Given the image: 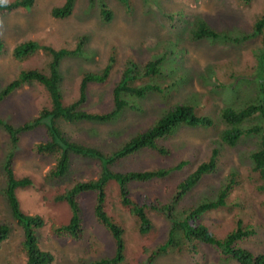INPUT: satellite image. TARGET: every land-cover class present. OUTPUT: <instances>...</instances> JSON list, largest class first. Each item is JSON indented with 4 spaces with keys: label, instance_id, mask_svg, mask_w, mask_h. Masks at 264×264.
Returning a JSON list of instances; mask_svg holds the SVG:
<instances>
[{
    "label": "rangeland",
    "instance_id": "1",
    "mask_svg": "<svg viewBox=\"0 0 264 264\" xmlns=\"http://www.w3.org/2000/svg\"><path fill=\"white\" fill-rule=\"evenodd\" d=\"M65 1L36 0L29 11L0 15V33L6 44L0 54V92L22 70L46 68L49 59L42 51L25 61L13 58V49L30 40L56 50H74L80 39H86L82 55L67 58L61 65V89L66 103L75 102L80 97V84L85 73L101 72L110 56L116 54L117 63L110 79L103 85L92 84L88 89V100L83 109L91 113L105 114L113 109V91L128 61L136 62L142 68L149 61L166 56L160 76L137 83L158 85L162 92L150 93L144 99L126 95L134 109L130 107L116 121L61 122V129L70 141L94 148L104 155H112L137 134L154 126L175 105L196 104L203 115L213 119V127L181 128L169 142L170 156L142 152L120 161L112 169L118 172L170 169L188 162L183 170L167 179L131 185L133 198L137 201L140 199L141 202L145 197L166 201L174 195L182 180L209 161L214 149H219L218 171L205 177L182 199L179 208L190 209L205 198L215 197L227 184L228 178L235 175L238 184L229 196L231 207L208 213L203 223L219 238L233 231L239 220L248 226L258 227L257 236L240 244L254 256L264 254V194L258 189L261 180L252 172L250 158L258 142L248 140L232 148L221 141V134L228 128L222 120L223 110L228 107L240 109L258 96L256 81L248 77L258 65L261 43L256 39L245 43L232 40L253 33L256 21L264 12V0H251L248 5L245 0H153L150 5L145 0H131L130 11L120 0H106L114 15L111 22L103 20L98 0L94 3L77 0L71 18L57 20L51 17V10ZM199 19L207 21L231 40H194L191 28ZM232 74L244 77L240 81H246L238 84L237 80L231 79ZM234 86L238 87V93L236 90L232 94L230 88ZM50 106V97L43 87L28 85L0 104V116L19 126L33 120L44 107ZM48 139L44 128L26 134L20 142L14 168L18 178L28 177L35 183L33 188L20 190L18 197L26 214L45 218L46 226L39 234L41 249L54 255L53 264H85L112 255L115 250L113 240L94 217L96 195L93 193L84 197V241H62L53 236V223L67 224L71 219L68 205L54 201L57 193L69 188L74 181L98 179L103 167L99 161L73 157L65 179L47 180L56 165V157L39 156L34 148ZM11 150L10 137L0 126V225L9 223L12 226L10 238L0 244V264H25L26 257L21 250L24 233L1 192L6 183L3 166ZM107 194L109 215L126 229L125 264H144L148 259L146 250L166 241L170 231L167 220L151 213L153 229L147 236H141L136 218L121 205L118 187L110 184ZM152 264L239 263L223 259L218 252L202 245L196 258L175 247Z\"/></svg>",
    "mask_w": 264,
    "mask_h": 264
},
{
    "label": "trees",
    "instance_id": "2",
    "mask_svg": "<svg viewBox=\"0 0 264 264\" xmlns=\"http://www.w3.org/2000/svg\"><path fill=\"white\" fill-rule=\"evenodd\" d=\"M92 3L96 0H91ZM100 2L101 16L105 22L113 20V12L105 3ZM130 11L131 0H120ZM153 0H145L150 5ZM77 0H66L61 6L54 7L50 15L57 20H67L74 14ZM251 0H245L249 4ZM36 0H0V15H7L20 10H31ZM191 36L197 41L215 42L218 40H231L227 35L217 32L207 21L196 20L191 28ZM253 39L259 40L261 48L258 56V65L255 71L248 77L256 82L258 96L250 100L240 109L234 107L225 108L222 112V120L227 129L221 134V141L229 147L235 148L248 140L258 142L257 149L252 152L250 158L253 164L252 172L261 180L259 191L264 194V12L256 21L251 35L236 38L232 41L245 43ZM86 39H80L74 50L62 48L59 50L50 46L41 45L36 41H26L17 45L12 56L19 61H25L43 52L49 59L46 68H31L22 70L0 92V104L13 96L25 86L39 85L43 87L51 100L50 107H44L39 115L31 121L19 126L13 125L9 120L0 116V126L4 128L11 140L12 150L4 163L5 185L2 195L7 201L13 218L17 221L24 233L22 253L26 257L25 264H53L54 255L44 251L40 247V231L46 226L45 218L41 215L26 214L21 209L18 192L23 189L35 187V183L28 177L18 178L15 174V158L20 151L22 138L37 129H46L48 140L36 145L34 152L39 156L56 157V165L48 174L50 181L65 179L70 171L73 157H81L99 161L102 164V173L98 179L90 181H74L69 188L58 192L54 198L56 203H66L71 211V219L67 224L51 226L53 236L62 241H75L81 243L85 238L86 213L84 197L93 193L96 195L94 205V217L111 236L114 243V253L85 264H125L127 257L126 229L107 211L108 186L114 184L119 189L121 205L136 218L138 233L147 236L153 229L151 213L163 216L170 227L169 234L164 243L154 249H147L148 259L144 264H152L158 257L169 252L171 248L179 247L184 253L197 257L201 252V246L206 245L219 253L223 259L234 260L239 264H264V254L254 256L250 251L241 247L242 242L257 236L260 230L255 226H248L239 220L236 228L225 237L219 238L203 223L204 217L213 211L230 208L229 196L238 184L235 175L228 178L227 184L222 187L213 198L203 199L197 206L190 209H180L179 204L185 196L195 189L205 177L218 171L219 149H214L209 161L202 163L195 171L182 180L171 198L162 201L160 198L149 200L147 197L140 202L133 198L131 185L147 184L154 181L167 179L177 171L183 170L188 162H183L170 169H154L146 171L118 172L112 169L114 165L129 157L142 152L154 153L158 156H170L169 142L181 128H211L215 125L213 119L203 115L194 103L177 104L169 109L150 129L142 131L133 139L124 144L112 155H104L100 151L74 143L64 134L60 123L98 122L107 123L118 120L122 114L134 107L126 100V95L139 99L146 98L150 93L162 92L158 85L146 83L137 85L140 81L160 76L166 56L153 59L144 67L134 61H128L122 73L121 80L113 91L114 107L108 113H91L83 109L88 100V89L92 84H105L112 74L117 63L116 54H112L107 65L101 72H88L82 77L80 84V97L72 103H66L62 94L61 84L63 75L62 62L71 57H79L83 53ZM6 44L0 33V54L4 52ZM174 72V71H173ZM238 84L244 77L230 75ZM247 79V78H246ZM246 80L240 81V83ZM234 83L231 84V86ZM238 93V87L230 88L232 94ZM255 125L247 126L256 122ZM264 206V200H263ZM246 224V225H245ZM12 226L9 223L0 225V244L10 238Z\"/></svg>",
    "mask_w": 264,
    "mask_h": 264
}]
</instances>
